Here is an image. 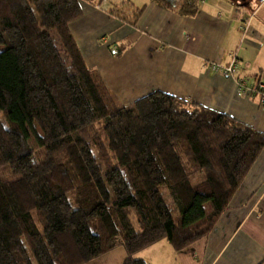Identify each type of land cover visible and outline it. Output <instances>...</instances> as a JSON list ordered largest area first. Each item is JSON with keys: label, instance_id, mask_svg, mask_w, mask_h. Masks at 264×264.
<instances>
[{"label": "trees", "instance_id": "16d2710c", "mask_svg": "<svg viewBox=\"0 0 264 264\" xmlns=\"http://www.w3.org/2000/svg\"><path fill=\"white\" fill-rule=\"evenodd\" d=\"M159 1L194 13L199 0ZM83 13L81 0H0V264H84L117 246L148 264L135 255L163 239L181 251L264 150L263 132L171 93L118 106L71 30Z\"/></svg>", "mask_w": 264, "mask_h": 264}, {"label": "crops", "instance_id": "0c3cea01", "mask_svg": "<svg viewBox=\"0 0 264 264\" xmlns=\"http://www.w3.org/2000/svg\"><path fill=\"white\" fill-rule=\"evenodd\" d=\"M182 2V1H181ZM181 2L81 0L70 23L87 64L98 70L118 106L164 91L224 112L264 133V104L242 92L234 76L210 69L236 58L246 86L264 79V0H199L194 13ZM128 6L135 24L109 14ZM121 50L120 54H116ZM148 264H260L264 260V150L208 235L176 251L160 240L135 255ZM124 246L84 264H124Z\"/></svg>", "mask_w": 264, "mask_h": 264}, {"label": "built area", "instance_id": "2783aa9c", "mask_svg": "<svg viewBox=\"0 0 264 264\" xmlns=\"http://www.w3.org/2000/svg\"><path fill=\"white\" fill-rule=\"evenodd\" d=\"M105 1L107 0H104V2ZM209 66L210 69H212L213 71H216L226 76L236 77V80L238 81L242 92L247 93L251 96L258 97V99L264 104V79L259 78L253 85L246 86L245 80L242 77L237 76L238 69L236 66V58H233V60L226 65H222L220 63L212 61L210 62Z\"/></svg>", "mask_w": 264, "mask_h": 264}, {"label": "rangeland", "instance_id": "374dc122", "mask_svg": "<svg viewBox=\"0 0 264 264\" xmlns=\"http://www.w3.org/2000/svg\"><path fill=\"white\" fill-rule=\"evenodd\" d=\"M92 1V0H91ZM98 1H101V0H98ZM112 1H115V2H120V0H112ZM252 1V0H251ZM253 1H255V0H253ZM104 2V0H102V2L101 3H103ZM3 49V47L2 46H0V50H2ZM67 58V57H66ZM67 60H68V62H69V59L67 58ZM32 142V144H33V147H34V149L35 150H38L39 148L37 147V145H36V143L34 142V140H32L31 141ZM199 176L200 175H195V177H194V179H193V181L194 182H196V181H198V179H199ZM167 200L169 201V199L167 198Z\"/></svg>", "mask_w": 264, "mask_h": 264}, {"label": "water", "instance_id": "95a60500", "mask_svg": "<svg viewBox=\"0 0 264 264\" xmlns=\"http://www.w3.org/2000/svg\"><path fill=\"white\" fill-rule=\"evenodd\" d=\"M241 1H246V0H241ZM259 1H263V0H259Z\"/></svg>", "mask_w": 264, "mask_h": 264}]
</instances>
